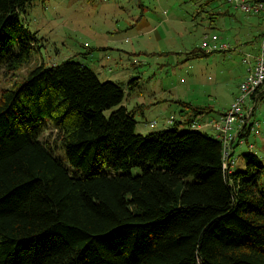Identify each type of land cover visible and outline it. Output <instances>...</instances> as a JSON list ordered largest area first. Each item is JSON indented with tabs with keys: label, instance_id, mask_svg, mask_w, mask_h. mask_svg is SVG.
<instances>
[{
	"label": "trees",
	"instance_id": "1",
	"mask_svg": "<svg viewBox=\"0 0 264 264\" xmlns=\"http://www.w3.org/2000/svg\"><path fill=\"white\" fill-rule=\"evenodd\" d=\"M35 1L0 0V72L39 51ZM140 78L68 58L0 87V264H264L263 158L226 167L191 120L138 132L123 101Z\"/></svg>",
	"mask_w": 264,
	"mask_h": 264
},
{
	"label": "rangeland",
	"instance_id": "2",
	"mask_svg": "<svg viewBox=\"0 0 264 264\" xmlns=\"http://www.w3.org/2000/svg\"><path fill=\"white\" fill-rule=\"evenodd\" d=\"M23 18L40 48L19 70L0 72L1 88L22 81L42 62L48 66L68 58L88 64L101 80L127 83L140 75L139 87L133 91V83L126 86L123 101L138 110V132L147 135L167 128L172 115L181 118L177 99L191 101L205 106L192 108V115L205 116V108L221 113L214 119H195L194 127L224 139L228 166L244 170L245 151H254L264 161V102L254 108L251 124L242 114L233 121H245L243 127L222 131L224 113L236 102L239 85L264 45V16L246 14L226 0H37ZM214 35L224 50L190 54L202 51L203 42ZM246 128L252 132L242 137Z\"/></svg>",
	"mask_w": 264,
	"mask_h": 264
},
{
	"label": "built area",
	"instance_id": "3",
	"mask_svg": "<svg viewBox=\"0 0 264 264\" xmlns=\"http://www.w3.org/2000/svg\"><path fill=\"white\" fill-rule=\"evenodd\" d=\"M228 1L232 3L234 6L241 8V10L246 13L255 14L264 11V0H228ZM202 48L205 51L212 52L214 50L216 51L224 50L226 46L220 45L217 42V36L214 35L211 39L205 40L203 42ZM244 60L247 61L246 57L244 58ZM263 84H264V45L261 48V50L256 54L255 65L249 67V73L247 74L245 79L240 83L239 93L236 96L237 98L236 102L227 112L224 113L226 124L225 127L222 128V131L228 132L230 129L234 128L235 125H238L239 127H243V123H245V121L240 122L238 124H235L233 121L234 118H237V116L242 114L248 115L247 117L250 119L247 120V123L251 124V117L253 116L254 108L258 105L259 102H264V97L262 95V92L264 91ZM252 105L253 107L250 108V106ZM228 118L230 119V124L227 121ZM253 123L256 124L258 127L259 125L258 121H253ZM216 135L222 141L224 165L228 167L225 161L226 145L225 142H223L224 139L220 137L217 133ZM229 136H231V134H229Z\"/></svg>",
	"mask_w": 264,
	"mask_h": 264
},
{
	"label": "crops",
	"instance_id": "4",
	"mask_svg": "<svg viewBox=\"0 0 264 264\" xmlns=\"http://www.w3.org/2000/svg\"><path fill=\"white\" fill-rule=\"evenodd\" d=\"M231 4V6H233L234 8H235V6L232 4V3H230ZM244 12V11H243ZM246 13V12H245ZM228 14H230V13H228ZM246 14H252V13H246ZM252 15H255V16H264V11H262V12H260V13H255V14H252ZM252 62L253 63H251V65L252 66H254L255 65V59H253L252 60ZM248 70H249V68H248ZM247 74H248V72H247ZM247 74H246V76H247ZM182 81H183V79H182ZM184 83H185V81H184ZM177 101H179V103L182 105V109L180 110V117L181 118H178L177 116H174V115H172L171 116V118H170V120H172V118H174L176 121H177V123H182V121L183 122H185L186 123V121H189V120H194V122H196V120H195V118L196 119H198V120H201V121H204V120H206L207 118L208 119H214V118H218L220 115H221V113L220 112H209V113H206V114H204L205 116H197V117H195V116H193L191 113H192V109H191V107L189 106V105H192V106H196V107H205V106H201V105H198V104H194V103H192L191 101H185V100H182V99H177ZM187 103H189V105L187 104ZM211 108V107H210ZM192 115V116H191ZM138 121V120H137ZM171 122V121H170ZM138 123V122H137ZM184 124V123H183ZM155 125V124H154ZM258 127H259V125H258ZM202 130H206V131H208V132H210V133H213V132H211V131H209L208 129H202ZM260 130H259V132L258 133H254L255 134V136H258V135H260Z\"/></svg>",
	"mask_w": 264,
	"mask_h": 264
},
{
	"label": "clouds",
	"instance_id": "5",
	"mask_svg": "<svg viewBox=\"0 0 264 264\" xmlns=\"http://www.w3.org/2000/svg\"><path fill=\"white\" fill-rule=\"evenodd\" d=\"M228 1V0H227ZM218 51H222V50H218ZM240 86V85H239ZM195 117H197L196 115H194ZM196 119V118H195ZM172 121V120H171ZM191 123H192V125L193 126H195V124L194 123H196V122H194V120H192L191 119ZM154 124L155 123H152V126H154ZM198 128H200V127H198ZM201 129H204V128H201ZM245 132V131H244ZM251 132H252V130H251ZM215 135H216V133H214ZM222 148H223V145H222ZM254 148V146L252 147V149ZM231 166V168L233 167L232 165H230Z\"/></svg>",
	"mask_w": 264,
	"mask_h": 264
}]
</instances>
